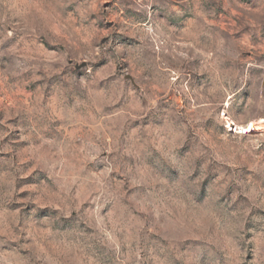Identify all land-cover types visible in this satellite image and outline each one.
Wrapping results in <instances>:
<instances>
[{"label": "rangeland", "instance_id": "rangeland-1", "mask_svg": "<svg viewBox=\"0 0 264 264\" xmlns=\"http://www.w3.org/2000/svg\"><path fill=\"white\" fill-rule=\"evenodd\" d=\"M0 264H264V0H0Z\"/></svg>", "mask_w": 264, "mask_h": 264}, {"label": "bare ground", "instance_id": "bare-ground-1", "mask_svg": "<svg viewBox=\"0 0 264 264\" xmlns=\"http://www.w3.org/2000/svg\"><path fill=\"white\" fill-rule=\"evenodd\" d=\"M244 129L246 130L245 132L252 131L254 129V125L250 124L248 127L242 128V130H244Z\"/></svg>", "mask_w": 264, "mask_h": 264}]
</instances>
